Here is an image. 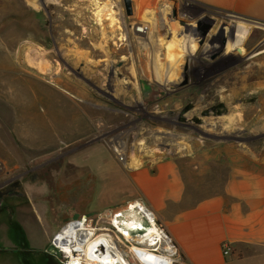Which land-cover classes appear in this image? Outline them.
<instances>
[{
	"label": "rangeland",
	"instance_id": "rangeland-1",
	"mask_svg": "<svg viewBox=\"0 0 264 264\" xmlns=\"http://www.w3.org/2000/svg\"><path fill=\"white\" fill-rule=\"evenodd\" d=\"M15 1L0 0V30H9L0 38L2 56L8 55L1 61L9 64L0 65V264H18L20 251L31 255L27 264H63L62 252H47L62 228L81 220L121 232L116 214L125 207H139L147 228L154 224L164 230L149 208L129 202L124 192L99 193L87 160L109 159L124 169L147 164L155 155L185 157L199 165L209 154L225 159L245 152L264 160V71L259 69L264 65V24L224 18L193 52L195 43L190 50L177 42L186 41L188 32L181 39L175 36L183 26L171 16L169 31L151 27L139 35L129 26L133 20L122 23L106 19L102 10L89 12L88 0H68L79 3L76 11L50 6L49 21L43 20L42 0H36L39 5L28 0L33 9L24 0ZM165 3L173 7L171 0ZM204 13L181 9V18L194 26L196 41L197 24L207 23ZM222 37L225 46L218 40ZM170 39L180 51L173 62L177 59L182 70L166 86L156 71L162 64L167 67L165 43ZM197 100L185 118L200 117L220 102L229 112L203 117L202 125L181 121L183 109ZM15 183L22 196H7Z\"/></svg>",
	"mask_w": 264,
	"mask_h": 264
},
{
	"label": "crops",
	"instance_id": "crops-1",
	"mask_svg": "<svg viewBox=\"0 0 264 264\" xmlns=\"http://www.w3.org/2000/svg\"><path fill=\"white\" fill-rule=\"evenodd\" d=\"M88 1L89 12L103 7L106 19L143 21L154 32L169 31L164 18L171 21L174 8L182 17L185 6L207 12L201 15L206 21L223 22L230 17L264 24V0H172L173 7L165 0H132L131 17L125 15L122 0L114 6L108 0ZM24 2L33 9L28 0ZM42 4L43 20L49 21L50 6L76 11L79 3L42 0ZM7 31L0 30V38ZM6 56L0 46V65H9L1 61ZM210 157L199 165L185 157L155 155L147 164L126 169L109 159L86 163L94 167L99 193L122 191L129 202L149 208L187 264H264V160L245 152L233 158ZM225 247L230 249L227 255Z\"/></svg>",
	"mask_w": 264,
	"mask_h": 264
},
{
	"label": "bare ground",
	"instance_id": "bare-ground-1",
	"mask_svg": "<svg viewBox=\"0 0 264 264\" xmlns=\"http://www.w3.org/2000/svg\"><path fill=\"white\" fill-rule=\"evenodd\" d=\"M117 1L118 0H108L109 4H107L114 6ZM30 2L34 5H39V2L36 0H30ZM101 10L102 8H98V11L95 13L98 14ZM166 18L163 20L164 25H167L166 21L168 20H165ZM206 24H211L212 26L210 28L212 29L215 22L207 21ZM193 27V25L186 28L183 27L185 33H181L183 28L177 29L175 36L178 35L181 39L186 36L185 34L187 31L188 35L186 41H176L180 46L187 44L190 50L192 49L191 46L195 43L193 50V52H195L198 47ZM218 40L222 46L227 44L226 39L223 37ZM175 44L176 42L173 39L165 43L166 53H168L167 56L165 55V57H167V59H165L167 61V67H165V64H162V67L159 66L157 69L158 71H156V78H158L160 83L166 86H168L172 80L181 77L182 65H178L177 59L176 63L173 62L180 52L175 49ZM211 50L212 48L207 50L206 54L210 56ZM187 52L189 51L186 50V53ZM179 62L182 63V59ZM259 66L260 71H264V65ZM261 102L264 103V95ZM1 103L0 105H2ZM244 107H246V105ZM1 111L4 113L3 110ZM6 114H8V112ZM118 213L121 214L118 216ZM116 215V218L118 217L117 222H119L121 228H123L121 232L117 231L116 233L112 229L113 227L108 228V226H106L96 229L93 225H87L84 221H72L55 235L56 248L60 249L63 253L69 254V258L71 259L69 264H173L171 257L172 245L169 238L161 228L156 227L154 224L149 228L144 225V217L142 216L144 213L139 207H125L121 211H118ZM108 217H111V215L109 214ZM112 219H114L113 216ZM140 231L142 232L140 233ZM129 233H137L140 235L130 237ZM76 251L77 256L75 255Z\"/></svg>",
	"mask_w": 264,
	"mask_h": 264
},
{
	"label": "water",
	"instance_id": "water-1",
	"mask_svg": "<svg viewBox=\"0 0 264 264\" xmlns=\"http://www.w3.org/2000/svg\"><path fill=\"white\" fill-rule=\"evenodd\" d=\"M172 2H175V1H172ZM122 5H123V9H124L125 15L128 16V17H131L133 15V3H132V0H122ZM171 18H173L176 22H178L183 27H188V26L192 25L191 22H189L187 20H184L181 17H179V13H178L177 8L172 9ZM211 26H212L211 24H206V23L203 24L202 22H199L197 24L198 31L200 32V35H199L200 40L197 41L198 49L205 43V39H206L207 33L211 29L210 28ZM199 101L200 100H197V101H195L193 103H189L183 109V111H182L183 120L189 121V122H194L197 125H202L203 124V120L201 118H203V117H209L211 114H213L214 116H225L229 112V110L227 109L226 105L223 102H220L216 106H213L211 108H208V109L202 111L200 113V117L199 116H194L191 119L185 118V115L188 114L196 106V104ZM234 112H238V110L234 109ZM17 184L18 183H15V185H17ZM0 204H1V202H0ZM47 251L49 253L54 254V253L57 252V248H56V246L54 244H51L48 247Z\"/></svg>",
	"mask_w": 264,
	"mask_h": 264
},
{
	"label": "built area",
	"instance_id": "built-area-1",
	"mask_svg": "<svg viewBox=\"0 0 264 264\" xmlns=\"http://www.w3.org/2000/svg\"><path fill=\"white\" fill-rule=\"evenodd\" d=\"M132 30L134 31V33L139 34V35H147L150 31V26L148 23H145L143 21H138L136 20L134 23H132L131 25H129ZM164 231V230H163ZM166 235V233H165ZM169 238V241L172 245V249H173V253L171 255L172 257V261L173 264H187L180 256L179 251L176 247V245L173 243V240L171 237H169L168 235H166ZM52 244L55 245V238L52 241ZM58 251L62 252L60 249H57ZM63 253V252H62ZM230 253V249L229 247H225L224 250V254H229ZM65 256V261L63 264H69L71 262V259L69 258V254L68 253H63ZM75 255L77 256V251L75 252ZM75 256V257H76ZM74 257V254H73Z\"/></svg>",
	"mask_w": 264,
	"mask_h": 264
},
{
	"label": "flooded vegetation",
	"instance_id": "flooded-vegetation-1",
	"mask_svg": "<svg viewBox=\"0 0 264 264\" xmlns=\"http://www.w3.org/2000/svg\"><path fill=\"white\" fill-rule=\"evenodd\" d=\"M45 30H47L48 29V31H49V24L48 23H46L45 24ZM186 78H187V74H186ZM187 83V80L185 81V84ZM218 103H216V104H213V105H211L209 108H211V107H213V106H216ZM160 106V105H159ZM170 114L172 115V116H174L175 115V113H174V111H170ZM210 116H214L213 114H211ZM209 116V117H210ZM214 117H223V116H214ZM178 118L181 120V121H183V122H186L185 120H183V115H182V112L180 113V115L178 116ZM167 146V145H166ZM20 189H21V186H20V184H17V185H12V186H10V187H8V189L5 191V194H7V196H10V197H18V196H22V193L20 192ZM2 197H3V194H2V192H0V201H1V199H2ZM4 201V200H3ZM3 201H2V203H3ZM2 204L0 205V209H2ZM24 244V243H23ZM21 252V253H20ZM20 252H18V255L16 256V258H17V261H18V264H27V262H28V259H29V257H31V255H29L28 253H24V252H22V251H20ZM42 263H44V264H49L46 260H44V262H42Z\"/></svg>",
	"mask_w": 264,
	"mask_h": 264
},
{
	"label": "trees",
	"instance_id": "trees-1",
	"mask_svg": "<svg viewBox=\"0 0 264 264\" xmlns=\"http://www.w3.org/2000/svg\"><path fill=\"white\" fill-rule=\"evenodd\" d=\"M17 233L21 235V237L23 238L22 232L20 230V228L17 230Z\"/></svg>",
	"mask_w": 264,
	"mask_h": 264
}]
</instances>
